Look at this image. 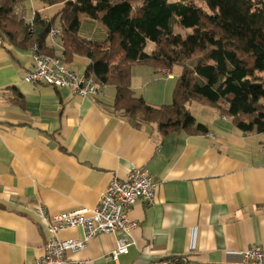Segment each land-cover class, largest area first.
Segmentation results:
<instances>
[{
  "label": "crops",
  "instance_id": "obj_1",
  "mask_svg": "<svg viewBox=\"0 0 264 264\" xmlns=\"http://www.w3.org/2000/svg\"><path fill=\"white\" fill-rule=\"evenodd\" d=\"M32 6L46 19L59 11L50 13L55 7L41 0ZM80 36L104 42L108 33L83 16ZM154 48L150 43L146 52ZM89 64L75 57L69 68L86 74ZM33 68L32 49L0 38V264H38L43 257L49 234L37 206L49 216L93 209L112 180H128L134 168L147 169L159 186L153 206L138 201L130 211L138 227L129 252L112 260L122 234H104L68 253L73 264H243V250L264 247V134L243 133L216 108L192 103L209 132L163 136L114 109L115 87L83 98L24 82ZM182 71L136 65L131 88L152 106L170 105ZM61 238L81 240L83 231L68 229Z\"/></svg>",
  "mask_w": 264,
  "mask_h": 264
},
{
  "label": "trees",
  "instance_id": "obj_2",
  "mask_svg": "<svg viewBox=\"0 0 264 264\" xmlns=\"http://www.w3.org/2000/svg\"><path fill=\"white\" fill-rule=\"evenodd\" d=\"M26 1L0 0V38L68 66L75 57L88 59L86 74L115 87L114 109L134 125H155L163 136L206 134L189 109L198 103L243 133L264 134V0H41L61 8L49 19L35 12L31 20ZM83 16L106 29L104 42L80 36ZM53 29L60 30L58 46L48 42ZM136 65L183 67L172 104L155 107L136 96Z\"/></svg>",
  "mask_w": 264,
  "mask_h": 264
},
{
  "label": "built area",
  "instance_id": "obj_3",
  "mask_svg": "<svg viewBox=\"0 0 264 264\" xmlns=\"http://www.w3.org/2000/svg\"><path fill=\"white\" fill-rule=\"evenodd\" d=\"M46 19V18H45ZM60 30L53 29L49 38L56 40ZM59 42V41H58ZM34 51V68L23 75V81L33 86L47 85L55 88H67L80 97L101 98L106 88L88 74H78L62 60ZM264 154V147L262 148ZM158 182L147 169L134 168L130 178L123 181L114 178L101 195L93 209L81 208L71 212L49 216L44 205L34 210L43 221L49 234L44 245V255L38 264H73L66 255L87 249L91 239L104 234H122L117 239V247L110 254L117 261L121 255L129 252L132 245L131 232L138 227L131 220L130 211L138 201L153 206L156 200ZM68 229H81V240L61 238V233ZM243 264H264V247L254 246L241 252ZM188 264H196L190 261Z\"/></svg>",
  "mask_w": 264,
  "mask_h": 264
},
{
  "label": "rangeland",
  "instance_id": "obj_4",
  "mask_svg": "<svg viewBox=\"0 0 264 264\" xmlns=\"http://www.w3.org/2000/svg\"><path fill=\"white\" fill-rule=\"evenodd\" d=\"M34 4V0H27L25 2V8H26V15L27 17H31V15L33 14L34 10H33V5ZM199 6H203V4L201 3H197ZM61 8V6H55V8L50 10V13H54L55 11H58ZM34 15V14H33Z\"/></svg>",
  "mask_w": 264,
  "mask_h": 264
}]
</instances>
